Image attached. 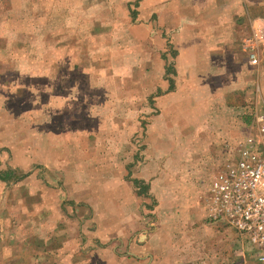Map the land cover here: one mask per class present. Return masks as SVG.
<instances>
[{
	"label": "rangeland",
	"instance_id": "1",
	"mask_svg": "<svg viewBox=\"0 0 264 264\" xmlns=\"http://www.w3.org/2000/svg\"><path fill=\"white\" fill-rule=\"evenodd\" d=\"M252 2L226 23L235 43L209 79L171 29L163 48L146 43L148 0H0V264H71L84 228L91 253L254 264L209 218L210 180L264 113V0Z\"/></svg>",
	"mask_w": 264,
	"mask_h": 264
},
{
	"label": "crops",
	"instance_id": "2",
	"mask_svg": "<svg viewBox=\"0 0 264 264\" xmlns=\"http://www.w3.org/2000/svg\"><path fill=\"white\" fill-rule=\"evenodd\" d=\"M148 3L147 23L141 22L140 24L146 32V43H152L155 47L158 43L163 48L166 39L163 40V35L159 33L171 29V42L175 48L181 50L180 57H186L189 66L203 64L200 68L201 78L208 76L209 79H212L220 71L219 67L217 70L216 66L222 65V62L219 61L222 56H225L227 47L232 48V44L235 43L232 40L233 28L226 23L236 16L249 15L250 9H252L250 3L253 2L252 0H148ZM152 15L157 18L162 17L159 26H155L156 20L151 19ZM156 27L162 29L159 30ZM135 43L137 45L144 44L143 41ZM197 53L203 57L201 62ZM187 76L190 78V82L195 80L191 73H188ZM201 89L205 92L198 90L197 95L204 97L212 92L210 88L205 86ZM229 108H231L230 114L234 107L229 105ZM86 231L87 229L84 228V234L71 235V264H87L86 259L89 260L88 264H143L144 260L141 255L138 256L131 250L126 251L125 254H118L117 249H115L112 254H108L107 250L101 246L97 247L96 252L91 253L93 247L86 250V244L92 239V234H86ZM86 235L87 238H85ZM101 235L100 231L99 237ZM115 238L124 242L118 236ZM92 258L94 259L92 260ZM168 263L172 264L167 260L166 264ZM178 264H194V262L186 261Z\"/></svg>",
	"mask_w": 264,
	"mask_h": 264
},
{
	"label": "built area",
	"instance_id": "3",
	"mask_svg": "<svg viewBox=\"0 0 264 264\" xmlns=\"http://www.w3.org/2000/svg\"><path fill=\"white\" fill-rule=\"evenodd\" d=\"M257 58L252 59L256 63ZM236 155L210 180L209 218L236 231L254 264H264V113L256 110Z\"/></svg>",
	"mask_w": 264,
	"mask_h": 264
}]
</instances>
